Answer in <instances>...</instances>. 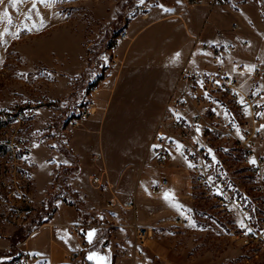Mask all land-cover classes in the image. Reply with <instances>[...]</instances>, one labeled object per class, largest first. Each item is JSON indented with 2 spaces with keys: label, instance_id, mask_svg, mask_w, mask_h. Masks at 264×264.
Segmentation results:
<instances>
[{
  "label": "rangeland",
  "instance_id": "1",
  "mask_svg": "<svg viewBox=\"0 0 264 264\" xmlns=\"http://www.w3.org/2000/svg\"><path fill=\"white\" fill-rule=\"evenodd\" d=\"M191 8L182 0H0V113L25 115L35 179L32 213L0 215L1 264L12 262L18 245L52 218L59 200L76 205L86 226L106 235L131 229L118 241L134 243L136 264H264L233 235L241 215L228 216L206 195L186 158L175 152L162 165L153 151L196 40L183 21ZM90 101L94 111L82 117ZM223 163L236 190L253 194L239 157L229 152ZM176 164L182 213L154 188L159 170ZM147 172L153 175L144 195L137 194L143 200L133 198L125 208L123 198ZM138 228L150 232L143 241Z\"/></svg>",
  "mask_w": 264,
  "mask_h": 264
},
{
  "label": "built area",
  "instance_id": "2",
  "mask_svg": "<svg viewBox=\"0 0 264 264\" xmlns=\"http://www.w3.org/2000/svg\"><path fill=\"white\" fill-rule=\"evenodd\" d=\"M235 0H186L194 5L214 7L231 4ZM238 25L233 24L232 29ZM122 38L128 33L123 32ZM243 45H247L244 41ZM236 49L230 44L228 50ZM216 55L220 51H215ZM264 74L258 65L250 79ZM94 87L92 92H96ZM95 103L88 102L80 114L93 113ZM264 92L256 87L244 88L238 74L227 72L222 64L213 72L196 73L183 71L177 80L155 133L153 151L158 163L165 165L174 159L175 152L183 150L199 186L206 195L214 198L222 210L235 217L241 215V223L233 235L241 242L249 257L264 260V150H258L262 142ZM27 122L24 114L0 113V215L26 217L33 211V177L29 161L28 139L24 135ZM201 127L204 144L192 139L196 128ZM211 143H214L213 147ZM234 153L254 181V193L244 189L238 192L229 173L221 169L223 159ZM95 181L101 183L99 177ZM169 183L161 178L156 189ZM131 205V204H129ZM187 220L178 216L177 222ZM150 232L136 230V238L143 241ZM138 250V249H137ZM136 250V251H137ZM140 250V249H139ZM137 252H141V251ZM12 264H47L40 254L18 253ZM64 264H86L81 253L70 252Z\"/></svg>",
  "mask_w": 264,
  "mask_h": 264
},
{
  "label": "crops",
  "instance_id": "3",
  "mask_svg": "<svg viewBox=\"0 0 264 264\" xmlns=\"http://www.w3.org/2000/svg\"><path fill=\"white\" fill-rule=\"evenodd\" d=\"M182 3L192 7L186 12L183 21L188 34L196 39L189 58L182 66L184 71L204 74L213 72L217 65L222 64L227 72L241 77L245 89L256 87L264 92V74L257 79H250L251 72L258 65L264 69V0H235L231 4H219L214 7L191 6L186 0H182ZM167 11L169 14L175 13L171 8ZM212 13H215V16L210 17ZM225 18L228 19L227 23ZM233 24H237L238 28L232 29ZM244 41L247 45L242 44ZM230 44L236 45V49L228 50ZM217 50L220 51L218 56L215 53ZM261 135L263 140L259 148L264 149V112ZM192 139L204 144L201 127L194 130ZM178 152L179 156L184 157L182 149ZM176 167L177 164L159 170L163 177L169 180L168 185L159 190L162 200L168 204L171 201L176 203L179 199L176 192L179 185ZM147 173V176H142L136 185L137 191L134 192L132 187L127 193L128 197L123 198L125 203L122 205L125 208L133 207L135 204L133 198L143 200L137 194L140 191L144 195V184L153 175V173ZM163 177H159L155 182V189L156 183ZM181 207V203L176 205L178 212L182 213ZM89 212L94 213L96 217L100 216L94 208ZM136 221L141 223L139 216L136 217ZM115 231L116 233L109 236L98 227L86 226L83 215L76 205L59 200L52 218L34 229L18 245L14 255L26 252L36 253L40 254L47 264H64L68 253L78 252L84 260L92 264H136L135 260L133 262L130 260L135 256L131 250L134 243L129 244L132 247H127L126 240L123 241L124 244L118 241L119 236L126 238L132 230L121 227ZM1 260L0 258V262ZM5 264H12V262Z\"/></svg>",
  "mask_w": 264,
  "mask_h": 264
},
{
  "label": "trees",
  "instance_id": "4",
  "mask_svg": "<svg viewBox=\"0 0 264 264\" xmlns=\"http://www.w3.org/2000/svg\"><path fill=\"white\" fill-rule=\"evenodd\" d=\"M70 203V202H69ZM70 204H72V203H70ZM13 256H15V255H13ZM85 261V263L86 264H92V263H90L89 261H87V260H84Z\"/></svg>",
  "mask_w": 264,
  "mask_h": 264
}]
</instances>
